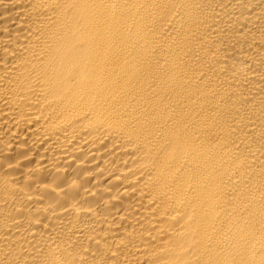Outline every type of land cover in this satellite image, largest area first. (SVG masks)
Segmentation results:
<instances>
[{
  "label": "bare ground",
  "instance_id": "6f19581e",
  "mask_svg": "<svg viewBox=\"0 0 264 264\" xmlns=\"http://www.w3.org/2000/svg\"><path fill=\"white\" fill-rule=\"evenodd\" d=\"M0 264H264V0H0Z\"/></svg>",
  "mask_w": 264,
  "mask_h": 264
}]
</instances>
